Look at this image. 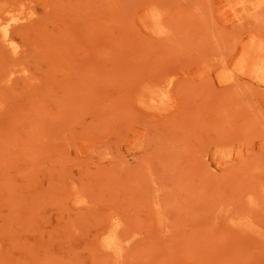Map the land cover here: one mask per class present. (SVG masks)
Segmentation results:
<instances>
[{
	"label": "rangeland",
	"instance_id": "obj_1",
	"mask_svg": "<svg viewBox=\"0 0 264 264\" xmlns=\"http://www.w3.org/2000/svg\"><path fill=\"white\" fill-rule=\"evenodd\" d=\"M0 264H264V0H0Z\"/></svg>",
	"mask_w": 264,
	"mask_h": 264
},
{
	"label": "bare ground",
	"instance_id": "obj_2",
	"mask_svg": "<svg viewBox=\"0 0 264 264\" xmlns=\"http://www.w3.org/2000/svg\"><path fill=\"white\" fill-rule=\"evenodd\" d=\"M112 242V240H110V243Z\"/></svg>",
	"mask_w": 264,
	"mask_h": 264
}]
</instances>
